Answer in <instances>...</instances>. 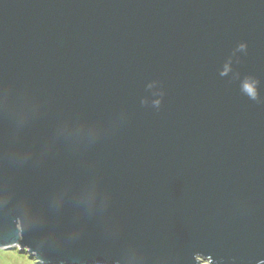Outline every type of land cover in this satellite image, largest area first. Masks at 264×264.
<instances>
[{
	"label": "water",
	"instance_id": "1",
	"mask_svg": "<svg viewBox=\"0 0 264 264\" xmlns=\"http://www.w3.org/2000/svg\"><path fill=\"white\" fill-rule=\"evenodd\" d=\"M11 247L264 264V0H0Z\"/></svg>",
	"mask_w": 264,
	"mask_h": 264
},
{
	"label": "rangeland",
	"instance_id": "2",
	"mask_svg": "<svg viewBox=\"0 0 264 264\" xmlns=\"http://www.w3.org/2000/svg\"><path fill=\"white\" fill-rule=\"evenodd\" d=\"M19 257H23L26 259L21 260L19 259ZM0 264H38V263L35 259L31 258L26 251L20 250L17 247H11L8 249H0Z\"/></svg>",
	"mask_w": 264,
	"mask_h": 264
},
{
	"label": "snow or ice",
	"instance_id": "3",
	"mask_svg": "<svg viewBox=\"0 0 264 264\" xmlns=\"http://www.w3.org/2000/svg\"><path fill=\"white\" fill-rule=\"evenodd\" d=\"M15 255V254H14ZM19 259H21V260H25L26 258H23V257H19Z\"/></svg>",
	"mask_w": 264,
	"mask_h": 264
}]
</instances>
